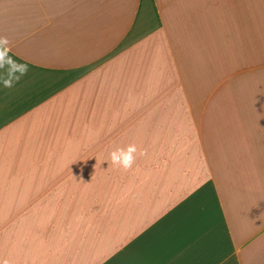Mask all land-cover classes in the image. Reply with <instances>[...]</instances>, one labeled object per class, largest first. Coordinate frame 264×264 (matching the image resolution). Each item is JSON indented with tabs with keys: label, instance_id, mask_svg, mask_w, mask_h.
Returning a JSON list of instances; mask_svg holds the SVG:
<instances>
[{
	"label": "crops",
	"instance_id": "1",
	"mask_svg": "<svg viewBox=\"0 0 264 264\" xmlns=\"http://www.w3.org/2000/svg\"><path fill=\"white\" fill-rule=\"evenodd\" d=\"M0 36V261L264 264V0H0Z\"/></svg>",
	"mask_w": 264,
	"mask_h": 264
},
{
	"label": "clouds",
	"instance_id": "2",
	"mask_svg": "<svg viewBox=\"0 0 264 264\" xmlns=\"http://www.w3.org/2000/svg\"><path fill=\"white\" fill-rule=\"evenodd\" d=\"M12 44L6 36H0V84L4 88H12L14 83L20 81L21 77L28 72V65L20 63L13 58ZM137 147L130 144L126 148H117L110 153L113 166L129 170L136 160ZM145 153L140 152V155ZM0 264H9L7 260L0 261Z\"/></svg>",
	"mask_w": 264,
	"mask_h": 264
}]
</instances>
